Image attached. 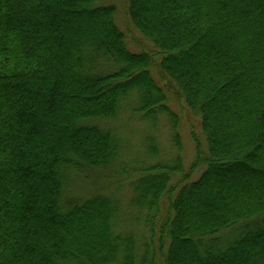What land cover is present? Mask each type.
Returning a JSON list of instances; mask_svg holds the SVG:
<instances>
[{
  "label": "trees",
  "instance_id": "obj_1",
  "mask_svg": "<svg viewBox=\"0 0 264 264\" xmlns=\"http://www.w3.org/2000/svg\"><path fill=\"white\" fill-rule=\"evenodd\" d=\"M112 1L0 0V264H264V0H128L140 53ZM154 70L200 118L189 173L180 155L129 171L103 126L134 98L177 123ZM106 173L135 178L157 245L117 230L113 195L68 196Z\"/></svg>",
  "mask_w": 264,
  "mask_h": 264
},
{
  "label": "rangeland",
  "instance_id": "obj_2",
  "mask_svg": "<svg viewBox=\"0 0 264 264\" xmlns=\"http://www.w3.org/2000/svg\"><path fill=\"white\" fill-rule=\"evenodd\" d=\"M112 3L117 7L116 22L127 36L129 50L135 53L154 50V45L129 24L128 0H113ZM153 76L161 86H164L167 105L177 114V123L172 122L171 117L163 113L152 118H144L142 115L136 114L137 99L134 98L131 107L126 112H122L118 120L106 121L103 126L106 129H111L123 142L126 149L124 153V162L126 163L124 164L128 165L124 168H128L129 171L136 167L144 168L152 164L169 165L180 155L182 168L186 173H189L197 162V141L205 152L207 150L200 118L190 111L184 99L175 89L167 86L166 81L159 77L156 70L153 71ZM204 168V164L196 168L192 172L191 179L197 180ZM134 180L133 176L129 177L124 173L115 180L108 173L101 177H97L95 174H77L69 182L68 196L82 200L99 190L113 195L118 205L121 206L120 223L117 230H120L119 232L124 235L140 237L143 243L157 245V240L151 232V226L147 223L148 213L141 210L135 203ZM178 180H180L179 177L175 178L173 182ZM167 209L168 206L163 205L160 213L161 219ZM156 223L159 225L160 219ZM155 231L156 236L158 234L157 226ZM157 264H162L160 256L157 257Z\"/></svg>",
  "mask_w": 264,
  "mask_h": 264
}]
</instances>
